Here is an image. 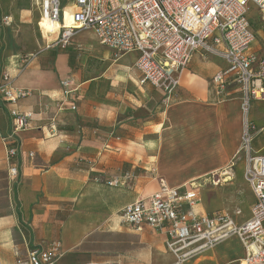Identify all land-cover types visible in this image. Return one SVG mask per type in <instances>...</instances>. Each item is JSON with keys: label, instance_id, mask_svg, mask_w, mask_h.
<instances>
[{"label": "crops", "instance_id": "1", "mask_svg": "<svg viewBox=\"0 0 264 264\" xmlns=\"http://www.w3.org/2000/svg\"><path fill=\"white\" fill-rule=\"evenodd\" d=\"M63 1L62 17L70 22L73 6ZM42 3L0 0V80L8 73L15 88L30 92L14 104L0 101V151L5 153L9 172L7 149L18 147L14 162L19 170L16 183L0 175V201L7 200L0 210L1 246L18 259L36 247L59 242L64 255L58 264H165L166 260L174 264L165 234L147 225L137 231L123 222L121 212L158 193L162 179L172 188L195 190L198 214L224 212L208 210L200 196V190L216 179L228 183L240 158L245 124L243 111L242 126L240 121L241 93L234 86L222 98L211 87L216 74L227 68L221 55L224 45H214L216 53L207 60L195 53L166 103L162 90L141 84L136 67L139 52L118 59L105 56V71L99 61L91 66L95 72L86 76L87 69L70 59L66 49L75 50L78 45L100 55V43L92 30L82 31L91 32L90 37L78 33L72 46L60 50L51 62L48 52L54 47L46 46L53 36L46 32L53 29L41 24ZM247 11L256 42L253 20L258 18L264 26V11L252 3ZM4 17L10 25L4 24ZM36 25L42 45L33 30ZM21 44L28 51L37 45L43 51L35 52L37 56L26 67L20 65V57L34 52L18 54ZM105 48L112 54L111 48ZM251 52L259 62L264 59V51ZM65 79L77 88L75 111L68 103L61 107ZM14 109L34 114L27 129L17 134L10 113ZM248 120L254 135L256 125L249 116ZM182 157L193 166L183 181L177 176ZM241 164L244 177V160ZM126 174L131 177L125 179ZM117 179L122 182L119 186L113 183ZM252 196L254 204L253 192ZM252 206L244 221L228 215L237 225L244 224ZM240 244L236 264L245 256ZM221 246L212 250L213 256L209 251L186 264H214Z\"/></svg>", "mask_w": 264, "mask_h": 264}, {"label": "built area", "instance_id": "2", "mask_svg": "<svg viewBox=\"0 0 264 264\" xmlns=\"http://www.w3.org/2000/svg\"><path fill=\"white\" fill-rule=\"evenodd\" d=\"M66 1L73 6L71 25L62 17L63 0H42V22L58 24L55 32H46L53 36L46 48L59 45L68 48L78 33L92 30L102 46L117 54L139 52L136 67L141 73V84L162 90L166 103L179 86L180 74L191 63L193 55L200 52L207 60L216 53L214 45H224L221 55L227 68L216 74L211 87L222 98L234 86L241 93L245 124L238 155L244 156V179L256 199L251 217L237 225L224 212L200 215L196 212L198 194L195 190L172 188L162 179L158 193L127 205L121 218L137 231L147 225L165 234L166 248L174 257V264H186L232 237L238 238L245 249L240 264H264V155L253 150L254 126L248 120L251 102H264V59L259 62L251 52L254 34L247 16L251 3L263 12L264 0ZM3 22L10 25L7 17ZM36 56L24 55L19 63L26 67ZM0 81V101L14 104L30 93L15 88L8 73H3ZM61 85L65 95L61 107L68 103L70 110L75 111L77 88L73 89L70 79L62 80ZM10 113L14 134L27 129L34 115L15 109ZM17 153L18 147L7 149L8 174L12 181L19 178L14 162ZM130 177L126 174L125 179ZM113 183L119 186L122 182L117 179ZM26 254L15 264H58L64 255L59 242H52L47 248L36 247Z\"/></svg>", "mask_w": 264, "mask_h": 264}, {"label": "rangeland", "instance_id": "3", "mask_svg": "<svg viewBox=\"0 0 264 264\" xmlns=\"http://www.w3.org/2000/svg\"><path fill=\"white\" fill-rule=\"evenodd\" d=\"M65 17L70 18L71 16L69 15L68 12H66ZM260 18H262V15H260ZM254 26H256V29L258 31V37L257 41L254 42L251 46L250 49L256 52H263L264 51V26L258 21L257 19L253 20ZM42 26H46L47 29H49V25L47 23L43 22L41 23ZM38 26L36 25V29L34 30V33H36V38L37 42L41 43V38L40 34L37 32ZM50 30H52L50 28ZM82 36L90 37L91 32H82L79 33ZM98 43V40L95 39ZM19 47V46H18ZM79 46L77 45L76 49H66L69 50L70 52V59L73 61L77 60L78 65L80 68H86V76L94 73V68L92 64H96L97 62L100 61L101 63V70L104 72L102 68L103 66V58L106 56L113 57V59H118L123 57V55L117 54L115 51H112V54L110 52H107L109 50L108 48L106 49L105 47H102L99 44L100 47V55L97 54L93 49L87 50L86 48L80 49L78 48ZM21 48V49H20ZM106 49V51L104 50ZM15 50V49H14ZM18 54H27L28 52H39L40 49L37 45L36 50L34 51H28L24 48V45L21 44L18 49H16ZM64 50L60 45L54 47V49H51L48 53L51 54V62L54 59L55 55L60 51ZM43 51L39 52V54H42ZM37 55V54H36ZM216 59H214L215 61ZM209 69H205V72H208ZM250 111H249V118L250 120L254 121V124L256 125L257 132L256 134L253 135L254 140L252 143V147L254 152L264 155V102H258V101H252L250 104ZM240 121H241V126H242V110H241V116H240ZM244 156L243 154L240 155V158L236 162V167L234 168L235 170V176L232 177V179L228 183H219L218 180H215V183H208L207 187L204 189L200 190V196L201 199L204 203V206H209L208 210H223L227 214L234 216L235 218L237 217V220L239 221H244L246 220L249 215V209L253 204V196H252V191L249 186V184L246 183L244 177H243V172L241 168V163L243 160ZM183 160V161H182ZM185 158L182 157V159H179V171L177 176L181 181L184 180L185 177L189 175V172L192 169V165L189 163H186ZM0 175H4L7 177V181L10 180V177L8 176V171H7V164L5 160V153L0 151ZM184 177V178H183ZM172 179H169L171 181ZM11 181V180H10ZM13 183H16V181H12ZM172 182V181H171ZM174 183V181H173ZM7 200L1 199L0 201V210H1V205H4ZM9 207V205L7 204ZM7 207V208H8ZM10 208V207H9ZM241 212L238 214V212ZM238 214V215H237ZM242 252V247L239 242V240L235 238H230L222 243V246L218 250V258L214 262V264H236L235 261L237 259V255ZM213 252L211 251L209 253V256H213ZM13 260L14 263L17 260L16 255L14 254L13 256L9 254L8 252L4 251V247L1 246L0 244V264H10V261ZM172 261L171 260H166L165 264H170Z\"/></svg>", "mask_w": 264, "mask_h": 264}, {"label": "bare ground", "instance_id": "4", "mask_svg": "<svg viewBox=\"0 0 264 264\" xmlns=\"http://www.w3.org/2000/svg\"><path fill=\"white\" fill-rule=\"evenodd\" d=\"M44 22L47 23L51 29H53L52 32H54V31H56V30L58 29V24H52V23H50L48 20H44ZM66 24H67V25H71V24H72V19H71L70 22H66ZM50 28H49V29H50ZM196 190H197V189H196Z\"/></svg>", "mask_w": 264, "mask_h": 264}]
</instances>
